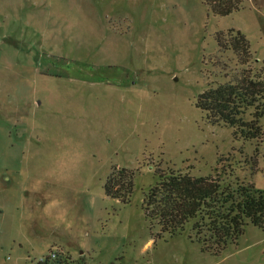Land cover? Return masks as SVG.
<instances>
[{"label":"rangeland","instance_id":"1","mask_svg":"<svg viewBox=\"0 0 264 264\" xmlns=\"http://www.w3.org/2000/svg\"><path fill=\"white\" fill-rule=\"evenodd\" d=\"M230 30L259 71L264 0L227 16L201 0H0V264H264L250 223L206 250L192 223L162 232L143 208L169 172L264 192V138L245 142L197 108L241 70ZM119 170L133 174L126 202L104 192ZM46 193L70 230L43 216Z\"/></svg>","mask_w":264,"mask_h":264},{"label":"trees","instance_id":"2","mask_svg":"<svg viewBox=\"0 0 264 264\" xmlns=\"http://www.w3.org/2000/svg\"><path fill=\"white\" fill-rule=\"evenodd\" d=\"M212 13L227 16L241 9L244 0H201ZM229 49L234 53L239 74L230 83L208 88L197 100V108L206 113L212 124L234 129L243 141L264 138V62L257 72L249 68V43L240 31L230 30ZM217 45L226 48L217 37ZM251 110V120L245 114ZM133 190V174L119 170L104 184L107 197L126 202ZM146 216L156 221L162 232L174 234L192 223L196 241L206 250L222 249L236 242L250 223L264 231V192L253 186L233 190L224 185L220 174L215 177H192L187 173L159 174L156 185L143 202Z\"/></svg>","mask_w":264,"mask_h":264},{"label":"clouds","instance_id":"3","mask_svg":"<svg viewBox=\"0 0 264 264\" xmlns=\"http://www.w3.org/2000/svg\"><path fill=\"white\" fill-rule=\"evenodd\" d=\"M21 176H25V173L21 172ZM27 179V177L25 176ZM43 181L40 179L35 180L32 185V191H40ZM46 203L43 207V216L53 221L56 227L63 225L66 230H70L72 227V221L68 219V208L65 207V202L60 199L50 198L45 194Z\"/></svg>","mask_w":264,"mask_h":264},{"label":"built area","instance_id":"4","mask_svg":"<svg viewBox=\"0 0 264 264\" xmlns=\"http://www.w3.org/2000/svg\"><path fill=\"white\" fill-rule=\"evenodd\" d=\"M56 256H55V254L54 253H52L51 254V258H55ZM45 261V260H44ZM43 260H40V262H44Z\"/></svg>","mask_w":264,"mask_h":264}]
</instances>
